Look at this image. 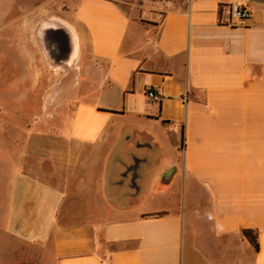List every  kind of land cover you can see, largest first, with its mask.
<instances>
[{
	"label": "crops",
	"instance_id": "crops-1",
	"mask_svg": "<svg viewBox=\"0 0 264 264\" xmlns=\"http://www.w3.org/2000/svg\"><path fill=\"white\" fill-rule=\"evenodd\" d=\"M233 5L249 19L231 23ZM127 7L77 0L85 62L100 80L68 130L84 149L80 167L97 169L77 178L78 187L92 185L98 202L107 183L108 194H127L114 198L115 209L90 208L94 215L74 221L70 186L21 179L7 225L28 241L48 242L47 264H264V0H168L162 9L131 5L135 16ZM125 115L173 141L168 182L169 170L148 181V157L160 151L155 137L108 132ZM154 183L158 192L175 184L177 203L131 213ZM243 230L257 234L258 250Z\"/></svg>",
	"mask_w": 264,
	"mask_h": 264
},
{
	"label": "rangeland",
	"instance_id": "rangeland-1",
	"mask_svg": "<svg viewBox=\"0 0 264 264\" xmlns=\"http://www.w3.org/2000/svg\"><path fill=\"white\" fill-rule=\"evenodd\" d=\"M117 1L128 5V13L135 16L138 10L131 13V5L162 9L168 0ZM76 6L77 0H0V264H40V253L42 264H47L48 242L38 245L28 241L7 225L5 214L14 191L23 185L21 179L36 178L55 190L70 186L69 210L78 216L74 221L86 220L90 208L115 209L114 198L127 194L126 188L108 194L107 183L98 202L92 185L77 184V178L97 169L80 167L77 159L84 149L68 140V130L77 105L89 95L91 86L98 84L100 76L85 62ZM107 129L119 139L138 133L156 138L160 151L148 157V181L154 182L157 175L172 169L169 149L173 141H164L159 128L125 115L109 122ZM142 154L147 156L140 151ZM155 184L145 186L131 213L170 210L177 203L175 184L165 192H158L162 187Z\"/></svg>",
	"mask_w": 264,
	"mask_h": 264
},
{
	"label": "built area",
	"instance_id": "built-area-1",
	"mask_svg": "<svg viewBox=\"0 0 264 264\" xmlns=\"http://www.w3.org/2000/svg\"><path fill=\"white\" fill-rule=\"evenodd\" d=\"M227 12L229 16V21L231 23H238L241 21H246L250 17L249 13L245 9L239 6H236V5L230 6ZM148 96L154 100H157L155 95H153L152 93H149Z\"/></svg>",
	"mask_w": 264,
	"mask_h": 264
},
{
	"label": "trees",
	"instance_id": "trees-1",
	"mask_svg": "<svg viewBox=\"0 0 264 264\" xmlns=\"http://www.w3.org/2000/svg\"><path fill=\"white\" fill-rule=\"evenodd\" d=\"M157 215H159V214H157ZM150 216H153V215H150ZM242 234L246 238V240L250 243V245L255 250H258L257 234L251 230H243Z\"/></svg>",
	"mask_w": 264,
	"mask_h": 264
},
{
	"label": "water",
	"instance_id": "water-1",
	"mask_svg": "<svg viewBox=\"0 0 264 264\" xmlns=\"http://www.w3.org/2000/svg\"><path fill=\"white\" fill-rule=\"evenodd\" d=\"M252 1H259V0H252ZM172 174H173V170H169L163 177V181L164 182H168L171 177H172Z\"/></svg>",
	"mask_w": 264,
	"mask_h": 264
},
{
	"label": "bare ground",
	"instance_id": "bare-ground-1",
	"mask_svg": "<svg viewBox=\"0 0 264 264\" xmlns=\"http://www.w3.org/2000/svg\"><path fill=\"white\" fill-rule=\"evenodd\" d=\"M75 50H76V47H75Z\"/></svg>",
	"mask_w": 264,
	"mask_h": 264
},
{
	"label": "flooded vegetation",
	"instance_id": "flooded-vegetation-1",
	"mask_svg": "<svg viewBox=\"0 0 264 264\" xmlns=\"http://www.w3.org/2000/svg\"><path fill=\"white\" fill-rule=\"evenodd\" d=\"M37 39V38H36ZM37 41V40H36ZM38 42V41H37Z\"/></svg>",
	"mask_w": 264,
	"mask_h": 264
}]
</instances>
